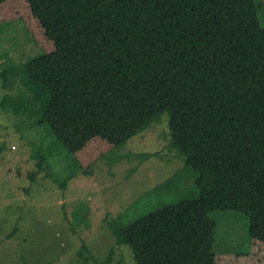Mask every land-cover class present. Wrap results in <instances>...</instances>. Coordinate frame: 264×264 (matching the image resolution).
<instances>
[{"label":"trees","instance_id":"16d2710c","mask_svg":"<svg viewBox=\"0 0 264 264\" xmlns=\"http://www.w3.org/2000/svg\"><path fill=\"white\" fill-rule=\"evenodd\" d=\"M28 1L55 48L2 64L4 110L39 131L53 115L139 86L172 112L169 146L193 172L199 195L177 190L183 170L176 172L142 199L164 188L168 195L177 191L178 202L161 203L126 224L122 217L112 221L116 245L129 246L135 264H218L211 212L232 210L248 216L250 237L264 243L263 1ZM18 128L32 145V181L46 170L66 189L79 169L55 178L45 162L57 154L56 142ZM114 253L111 246L106 260L82 252L79 258L111 264Z\"/></svg>","mask_w":264,"mask_h":264},{"label":"rangeland","instance_id":"374dc122","mask_svg":"<svg viewBox=\"0 0 264 264\" xmlns=\"http://www.w3.org/2000/svg\"><path fill=\"white\" fill-rule=\"evenodd\" d=\"M260 18L264 26V13ZM54 48L28 0L0 5V69ZM5 93L0 79V99ZM171 114L148 100L139 86L117 89L89 105L53 115L39 131L0 105V264H93L83 263L79 252L103 261L111 246V264H135L131 248L116 245L110 223L122 217L120 222L126 224L161 203H177L178 192L168 195L164 188L142 197L178 171L183 175L177 190L199 195L193 172L184 169L183 156L169 146ZM19 125L26 135L56 142L51 147L58 157L45 162L55 178L79 169L66 189L53 183L46 170L32 181L36 161ZM151 153L155 155H145ZM211 215L217 223L218 264H264V243L250 237L245 213Z\"/></svg>","mask_w":264,"mask_h":264}]
</instances>
